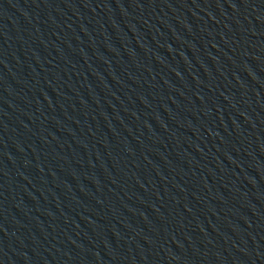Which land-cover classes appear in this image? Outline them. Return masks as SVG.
<instances>
[{
  "label": "water",
  "instance_id": "1",
  "mask_svg": "<svg viewBox=\"0 0 264 264\" xmlns=\"http://www.w3.org/2000/svg\"><path fill=\"white\" fill-rule=\"evenodd\" d=\"M0 264H264V0H0Z\"/></svg>",
  "mask_w": 264,
  "mask_h": 264
}]
</instances>
